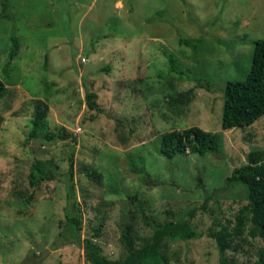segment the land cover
<instances>
[{"label":"rangeland","instance_id":"374dc122","mask_svg":"<svg viewBox=\"0 0 264 264\" xmlns=\"http://www.w3.org/2000/svg\"><path fill=\"white\" fill-rule=\"evenodd\" d=\"M0 14V264H88L85 238L106 260L120 261L123 237L134 250L149 240L151 223L169 222L200 237L164 238L158 254L167 264H217L208 236L231 232L246 205L243 187L225 178L264 147V116L220 129L221 91L244 79L252 44L264 38V0H0ZM12 36L18 49L8 61ZM198 37L194 48L179 42ZM188 89L186 105H166L171 90ZM85 94L98 110L87 109ZM34 99L48 106L45 131L70 138H27ZM190 127L216 134L221 154L159 155L162 134ZM69 159L75 209L66 199ZM34 160H50L57 177L29 187ZM65 208L79 219L67 243L55 240ZM260 247L245 231L223 256L253 264Z\"/></svg>","mask_w":264,"mask_h":264},{"label":"trees","instance_id":"16d2710c","mask_svg":"<svg viewBox=\"0 0 264 264\" xmlns=\"http://www.w3.org/2000/svg\"><path fill=\"white\" fill-rule=\"evenodd\" d=\"M6 5H3V8ZM3 17V14H0ZM179 42L186 47L194 48L200 42V37L190 42L186 39H179ZM250 55V64L247 73L242 81H228L222 93V107L220 113V129L229 130L232 128H247L255 121L264 116V38L258 39L252 44ZM18 49V42L15 37L10 38V50L8 52V61H11ZM169 69L172 64H169ZM107 70V68H105ZM195 81L194 87H207L208 84ZM5 87L0 81V99L5 94ZM193 90L188 89L184 92L170 91L166 105L171 107L175 105L177 110L186 105L192 99ZM92 96L85 94L84 100L88 110H98ZM32 104V115L30 127L27 132L28 139H41L44 142L54 140H65L70 138L64 131L54 133L45 131V118L48 106L41 100L34 99ZM1 122V119H0ZM119 122V121H117ZM74 142V139L71 138ZM221 145L216 134H210L196 127H190L178 131H169L160 136L158 144V153L161 157L171 160L177 155L187 153L189 155L203 156L205 154L220 155ZM71 159L68 160L66 171V199L69 202L68 209H75V203L72 201V186L70 180L73 176V167ZM132 171L140 175L144 184L151 180L143 169ZM96 176V177H94ZM57 177L55 169L50 160H34L29 165L27 184L31 188L37 187L42 182H49ZM88 179L96 178L99 175L94 172L86 173ZM226 184H240L245 192L246 205L241 207L235 217L236 224L231 232L221 231V235L209 234L213 239L218 252L217 264H229L224 258L223 253L229 248L232 237L242 235L245 231L250 238H258L261 247L257 251V259L253 264H264V147L251 149L245 156L243 165L233 169L225 178ZM31 200V194L26 198L25 203ZM68 209H64V224L56 234L55 240L64 242H73L76 240L79 219L72 215ZM77 209V208H76ZM194 209H191L190 216ZM246 223L248 225L246 226ZM151 225V236L149 240L144 241L138 248L132 249L130 238L123 237V243L127 253L120 261H108L102 255L98 246L91 240L85 238L83 242V251L85 260L88 264H167L165 259L158 254V245L164 239L170 241H186L200 237L189 225L183 222H169L163 225ZM97 234V230L93 235Z\"/></svg>","mask_w":264,"mask_h":264}]
</instances>
